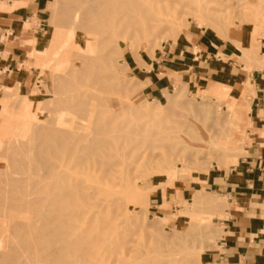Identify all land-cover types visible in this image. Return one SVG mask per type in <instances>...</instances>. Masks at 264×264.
<instances>
[{
    "label": "rangeland",
    "instance_id": "374dc122",
    "mask_svg": "<svg viewBox=\"0 0 264 264\" xmlns=\"http://www.w3.org/2000/svg\"><path fill=\"white\" fill-rule=\"evenodd\" d=\"M257 4L264 10V0H178L171 3L170 8L164 6L162 13L166 21L154 35L149 36L141 29L136 31L125 26L119 27L110 39L105 34H94L95 50L91 58L95 59V64L99 67L103 66L109 71L113 68L117 70L112 73L113 77L109 80L111 84L106 82L107 87L110 85L109 88H106V84H100L104 88L96 85L98 89L95 88L94 91L101 98L98 97L99 100L92 103L95 108L100 107V111L107 112V116L110 113L113 124L126 125L131 131L130 137L120 145V151L125 153V160L119 169L125 175V180L116 189L139 201V205L131 207L130 212L127 210L117 215V225L112 229L111 236L115 240L125 241L128 248L126 255L111 259V264H134L143 258L161 264H200L199 261L203 264H228L212 255L221 251V244L229 236L225 228L229 221L224 220L230 218L233 211L244 212V202L241 200L242 203H239L240 199L236 198L228 200L227 197L209 192L206 179L215 173L227 174L231 168L238 166L240 159L249 154L247 150L251 148L256 132L250 118L251 87L246 84L239 92L241 85L224 79L215 84L213 81L204 84L180 79L176 86L164 90L156 97H148L142 92L140 78L131 64V59L140 67L149 68L147 60L155 57L156 50H161L163 44L182 38L189 30H205L225 39L238 34L244 38L246 44L252 39L250 47L253 44L251 49L254 46V53L248 47L242 50L243 55L241 54L239 60L243 69L250 74L252 68H255V62L248 54L250 51L254 57L264 61L263 56H259L258 41L264 35V25L258 20L260 17L255 11ZM64 15L65 0H49L48 11L44 17V34L49 39L48 45L53 43V47L49 52L44 51L38 56L33 46L28 43L26 68H34L35 74L39 73V78L46 79V89H35L34 97L16 91L14 94L2 95L0 100L1 194L6 195V186L9 188L7 195L12 193L11 178L15 173L16 163H24L25 157L30 153L29 148L46 144L47 137L52 132L58 130L67 141L73 135L89 136L96 129L95 124L89 129L82 125L85 124L84 114L88 112L84 111L89 104L81 105L82 109L79 105L73 108L66 106L72 93L82 87V81L71 75L73 65L80 66L82 63L78 59L80 53L72 46V41L85 46L88 34L78 26L72 27L66 23ZM207 18L210 25L206 22ZM139 25L141 26L140 22ZM74 31V38H70L72 41L67 46V37ZM102 54L108 56L109 61L99 59ZM227 86H231V89H226ZM238 96L246 97L248 101L237 114L234 110L239 111L240 102L236 106L234 102ZM31 102L33 105L30 109L35 118L30 117L31 126L28 125L25 129L21 111L26 103ZM60 113L64 114V118H59ZM236 116L239 119L235 122ZM216 118L219 123L215 122ZM135 127H140V130L134 132ZM207 129H216L225 135L214 138L216 143L217 140L227 141L231 146L225 147L223 155L215 157L211 164H200L195 160L197 149L203 148L206 152L210 148H216L214 142L209 147L203 145L206 141L201 137ZM36 131L43 132L46 138L36 135ZM171 135L177 139L163 144L157 142L156 147L146 144L147 140L150 142L157 136L168 138ZM75 145L79 146L80 143ZM19 147L26 150H18ZM225 151L228 155L224 156ZM65 166L72 173H77L75 176L89 189L100 182L96 174L91 173L88 176L83 167L74 168L69 158L66 159ZM15 176L30 178L36 177V174L26 172ZM195 191L203 192L211 205L195 203ZM248 203L255 223V230L251 231L264 244V193L260 200H248ZM1 210L4 213L0 211V254L12 256H7L10 258L5 259L4 264H31L32 256L28 254L22 238L24 234L13 224L11 216L20 215L21 212H25L24 215L33 213L29 209L21 212L19 210L20 213L13 208L2 207ZM17 217L15 216V221L20 220ZM101 257H105V263L109 261L107 255L102 254ZM99 263L101 261L97 264ZM258 264H264V261L261 260Z\"/></svg>",
    "mask_w": 264,
    "mask_h": 264
},
{
    "label": "bare ground",
    "instance_id": "6f19581e",
    "mask_svg": "<svg viewBox=\"0 0 264 264\" xmlns=\"http://www.w3.org/2000/svg\"><path fill=\"white\" fill-rule=\"evenodd\" d=\"M177 1L65 0V22L70 26L72 25V27L78 26L88 34L85 46H81L79 43L72 41L75 31L69 34L70 37H67L65 42L68 46L70 41H72V46L74 48L76 47L80 53V55L78 54V59L82 61L80 66L73 65L71 71V75L82 81V87L77 92L72 93L66 101V106L73 108L75 105H79L78 107L82 109L83 107H80L81 105L89 104L88 106L86 105L87 109L84 112H88V114H84L85 124L82 125L89 129L95 124L96 129L89 136L80 134L73 135L67 141L63 139L58 130L52 132L47 137L48 141L46 144L29 148L30 153L25 157L26 161L24 163H16V170L11 178L13 182L11 192L14 194L16 191L15 195H12V193L8 194L11 197L7 198L8 186H6V195L5 193L1 194L2 189H0L1 213H4L1 210L2 207L4 209H16L18 213L25 210L28 211L29 209L33 213V215L27 214L30 216L24 215L25 212H21L20 215H12L10 213L13 216L11 218L14 219L11 221L24 234L22 238L27 246L28 254L32 256L31 264H97L98 261H101L99 264H111V259L115 257L120 258L119 255H126L127 243L125 241L115 240L111 236V232L117 225L116 218L120 212L127 210L130 212L131 207L139 205V201L129 198L128 195L121 194L116 189L118 184L125 180V175L119 169V166L125 160V153L120 151V145L122 141H126L130 137L131 131L125 127L126 125L113 124L110 113L107 116V112L104 113V110V112L100 111V107L95 108L92 103L96 102L95 100L98 97L101 98L100 95L97 97L94 91L97 88L96 85L106 84V82L111 84L109 80L113 77V71L117 70L113 68V70L109 71L103 66L99 67L95 64V59L91 58L95 50V42L93 41L95 38L94 34H105L110 39L119 27L125 26L128 29L134 28L136 31L141 29L149 34V36L154 35L155 31L166 21L162 13L164 6L169 7L171 3ZM257 5L255 11L260 17L258 20L259 22H263L264 25V10L261 9V5ZM206 22L208 25L211 24L209 18L206 19ZM52 47L53 43H49L44 51L51 50ZM251 47L249 46L250 50L254 53V46L252 49ZM250 52L248 54L250 59H253L255 62V68L262 69L264 67V61L254 57L255 55L250 54ZM86 56L89 58L86 59ZM99 59L105 62L109 61L108 56L105 54H102ZM109 87L106 84V88ZM226 89L230 90L231 87H227ZM250 91L253 96L255 94L254 90L251 88ZM247 101L246 97L241 98L238 96L234 105L236 106L237 102H240L238 104L239 111L234 110V112H237V114L241 112L243 105ZM31 105H33V102L26 103L21 111L22 125L25 129L31 126L29 122L30 117L35 118L33 111H31L32 109H30ZM97 105L99 104L97 103ZM82 114L80 112V115ZM240 115L238 116L239 118ZM238 117L234 120L235 122L239 119ZM59 118H64V114L60 113ZM215 122L219 123V119L216 118ZM139 130L140 127H135V130L133 129L134 132ZM35 133L41 138H46L41 131H36ZM222 135L216 129H207L201 137L202 140L206 141L203 145L209 147V144L212 145L214 142L216 148L213 150L210 148L206 152L203 148L197 149V152L194 154L195 160L199 163L211 164L215 157L221 154L223 155V151L226 150L225 147L231 146V143L227 141L218 142V140L216 143L214 138H220ZM175 138L172 135L168 138L165 136H157L150 142L147 140L146 144L156 147L157 142L163 144L172 139L175 140ZM75 143H80V145L77 146ZM158 145L160 146V144ZM18 150L22 151L26 150V148L19 147ZM225 155H228L226 151L224 152ZM68 158L73 163L74 168L77 166L83 167L86 175L90 176L91 173L96 174L100 182L92 189L87 188V185L79 180L77 175L75 176L77 173H72L65 166L66 159ZM229 158V162L231 163V156ZM200 159H205L206 161H200ZM17 160L19 161L18 158ZM225 167L227 166L225 165ZM26 172L36 174V177L24 178L15 176ZM193 200L195 203L203 206L211 205L210 200L203 192H196ZM15 216H18L20 220L15 221ZM5 223L8 224L9 222L5 221ZM5 227L7 226L5 225ZM102 254L108 256V262L105 263L106 260L105 257L102 259ZM7 256L11 255L0 254V264H4V260L10 258ZM199 263L203 264L201 261ZM134 264L161 263L143 258Z\"/></svg>",
    "mask_w": 264,
    "mask_h": 264
},
{
    "label": "crops",
    "instance_id": "0c3cea01",
    "mask_svg": "<svg viewBox=\"0 0 264 264\" xmlns=\"http://www.w3.org/2000/svg\"><path fill=\"white\" fill-rule=\"evenodd\" d=\"M48 7L49 0H0V100L16 91L34 97L35 89H46V79L39 78V73L36 75V70L27 69L25 64L28 43L38 56L48 46L49 39L44 34ZM243 40L238 34L225 39L205 30H189L182 38L156 50L155 57L147 60L149 68L140 67L131 59L142 92L148 97L160 95L176 86L180 79L204 84L224 79L241 85L239 92L246 84L254 90L250 118L256 132L247 150L249 154L239 160L237 167L228 173L224 171L227 174L215 173L206 179L209 192L244 202V212L233 211L231 217L224 220L229 221L225 224L229 236L221 244V251L212 255L228 264L264 261V244L251 231L255 230V223L248 203V200H260L264 193V68H252L250 74L243 69L239 60L252 39L247 44ZM258 41L259 56L264 59V35Z\"/></svg>",
    "mask_w": 264,
    "mask_h": 264
}]
</instances>
